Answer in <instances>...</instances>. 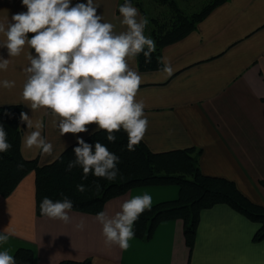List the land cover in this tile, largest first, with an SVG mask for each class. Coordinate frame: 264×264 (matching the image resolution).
Listing matches in <instances>:
<instances>
[{
  "label": "crops",
  "instance_id": "1",
  "mask_svg": "<svg viewBox=\"0 0 264 264\" xmlns=\"http://www.w3.org/2000/svg\"><path fill=\"white\" fill-rule=\"evenodd\" d=\"M121 0H98L97 14L121 25L118 4ZM87 3V0H71ZM143 16L138 5L132 3ZM22 0H0V21L26 12ZM139 19V17H138ZM145 35L149 36L148 25ZM0 39H3L0 36ZM25 48L18 57H9L0 47V57L10 59L0 80L15 81V87H0V106L20 105L34 121L43 120V137L54 146L52 155L27 149L23 138L27 124H20V153L44 165L56 159L69 145L97 130L60 136L52 127L45 109L33 113L22 100L28 66ZM167 57L171 75L158 69L141 70L138 60L131 67L142 77L137 100L145 104L149 126L144 144L153 152L194 147L200 149L197 163L202 173L232 180L252 202L264 205V0H223L213 6L183 37L160 48ZM64 149V150H63ZM35 176L25 175L7 196L0 195V232H10L0 250L12 255L19 247H29L34 264H58L61 259L89 258L90 264H264V239L253 236L258 224L226 204L203 209L192 247L185 243L181 219L161 221L147 239L134 236L122 251L104 244L102 226L96 214L71 210L72 222L64 224L35 212ZM149 194L152 204L175 199V185H149L129 189L108 199L101 211L109 216L135 195ZM81 219L82 231L75 228Z\"/></svg>",
  "mask_w": 264,
  "mask_h": 264
},
{
  "label": "clouds",
  "instance_id": "2",
  "mask_svg": "<svg viewBox=\"0 0 264 264\" xmlns=\"http://www.w3.org/2000/svg\"><path fill=\"white\" fill-rule=\"evenodd\" d=\"M22 4L26 12L12 15L11 21H0V47L7 48L9 57L20 56L26 47L34 50V55L27 54L28 66L24 68L26 79L21 96L25 104L33 113L47 110L50 123L60 136L84 133L89 125L96 124L97 131H105L106 139L113 143L117 139L114 133L123 130L127 134V149L134 151L149 126L146 106L137 100L142 77L131 67L140 54L145 63H151L156 51L155 41L145 35L147 18L140 16L131 0H125L118 9L125 30L117 32L113 23L97 14L98 0L74 6L71 0H22ZM160 62L163 71L171 75L173 68L168 58L161 57ZM9 64L10 59L0 57V70L6 71ZM0 87L12 89L15 81L0 80ZM20 118L28 128L24 146L52 155L54 146L42 135L43 120L34 121L24 112ZM77 144L75 159L69 161L66 171L79 166L82 179L89 174L109 181L116 179L117 155L99 141L94 150L83 139H78ZM11 147L7 132L0 125V153ZM77 191L83 193L86 188L79 184ZM151 207L152 196L145 193L125 200L120 211L112 216L98 212L95 219L102 226L105 246L126 251L135 235V222ZM39 208L48 219L72 222L69 213L73 202L68 197L56 201L44 197ZM84 227L83 219L75 224L77 230ZM10 235L7 229L0 232V245L6 244ZM0 264H16V260L8 250H0Z\"/></svg>",
  "mask_w": 264,
  "mask_h": 264
},
{
  "label": "trees",
  "instance_id": "3",
  "mask_svg": "<svg viewBox=\"0 0 264 264\" xmlns=\"http://www.w3.org/2000/svg\"><path fill=\"white\" fill-rule=\"evenodd\" d=\"M167 2L173 12L148 18L150 38L155 41L156 51L152 53L151 63H145L143 54L137 57L141 70L158 69L160 48L190 32L205 14L223 0H211L198 11L185 12L174 0ZM125 0L118 4L122 5ZM140 7L146 16L141 3L131 0ZM31 34H29V38ZM20 105L0 106V125L7 132L8 142L12 147L0 153V195L10 194L19 181L33 171L35 176V212L40 214V202L44 197L53 201L68 197L73 202V209L91 214H97L104 203L115 196L121 195L131 188L149 185H176L178 195L175 199L163 200L152 204L151 210H146L134 224V232L139 239H149L156 226L164 220L179 218L183 222V235L189 249L192 247L199 214L203 209L215 204H226L235 211L245 215L258 224L253 236L256 241L264 239V205L252 202L236 186L225 177L211 176L201 172L197 163L200 149L194 147L153 152L141 141L134 151L127 149V134L120 130L115 132L116 141L109 142L107 133L103 130L94 131L82 138L93 146L97 141L104 144L110 152L119 157L118 175L115 180L97 178L92 174L82 179V168L77 166L66 171L69 161L75 159L74 148L77 141L69 145L52 162L37 165L34 159H26L20 153ZM22 165L23 167H19ZM83 184L86 191H77V185ZM99 185L97 189L96 185ZM264 187V180H260ZM16 264H34V254L29 247H19L12 254ZM58 264H90L89 258L61 259Z\"/></svg>",
  "mask_w": 264,
  "mask_h": 264
},
{
  "label": "rangeland",
  "instance_id": "4",
  "mask_svg": "<svg viewBox=\"0 0 264 264\" xmlns=\"http://www.w3.org/2000/svg\"><path fill=\"white\" fill-rule=\"evenodd\" d=\"M144 11L146 12V18L157 17L165 15V12L172 13L173 9L167 2L162 0H138ZM177 5L185 12H194L202 8L203 5L209 3L211 0H174ZM176 186V185H175Z\"/></svg>",
  "mask_w": 264,
  "mask_h": 264
}]
</instances>
